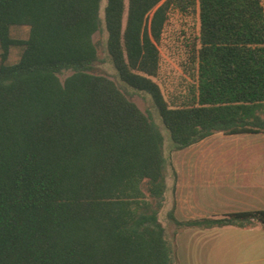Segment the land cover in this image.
<instances>
[{"label": "trees", "instance_id": "16d2710c", "mask_svg": "<svg viewBox=\"0 0 264 264\" xmlns=\"http://www.w3.org/2000/svg\"><path fill=\"white\" fill-rule=\"evenodd\" d=\"M172 9L200 22L197 86L179 105L155 81ZM102 32L119 81L170 132V154L152 117L95 72ZM0 49V264H180L161 221L169 198L179 229L264 224L263 212L178 221L171 159L217 133H264L263 0H0Z\"/></svg>", "mask_w": 264, "mask_h": 264}, {"label": "crops", "instance_id": "0c3cea01", "mask_svg": "<svg viewBox=\"0 0 264 264\" xmlns=\"http://www.w3.org/2000/svg\"><path fill=\"white\" fill-rule=\"evenodd\" d=\"M171 159L178 221L264 213V133H217ZM177 245L180 264H264V224L186 229Z\"/></svg>", "mask_w": 264, "mask_h": 264}, {"label": "rangeland", "instance_id": "374dc122", "mask_svg": "<svg viewBox=\"0 0 264 264\" xmlns=\"http://www.w3.org/2000/svg\"><path fill=\"white\" fill-rule=\"evenodd\" d=\"M11 34L13 38L27 40L29 38L30 28L27 26H14L11 29ZM199 34L200 22L198 12H194L192 9H189L187 12L178 9L171 10L168 24L166 25L162 40L158 45L161 53V69L155 81L160 86L165 99L172 105H179L185 101L197 86L195 76L196 70L192 63V57L194 44L199 38ZM94 39L99 46V61L95 65V72L105 75L115 81L143 112L152 117L153 121L164 135L166 150L167 153L170 154V132L166 129L161 118L157 115L152 101L147 96L125 87L119 81L106 54V33H98ZM12 49L13 52L9 62L7 61L6 64L17 63L22 55L24 47L18 46ZM1 65L0 50V66ZM70 75L71 73H67L62 76L61 79L64 81L65 78ZM169 186H172L171 179H169ZM171 208L172 199L169 198L165 209L161 213V221L167 229L169 238L175 242L178 254L177 236L186 229H179L168 219V213Z\"/></svg>", "mask_w": 264, "mask_h": 264}]
</instances>
